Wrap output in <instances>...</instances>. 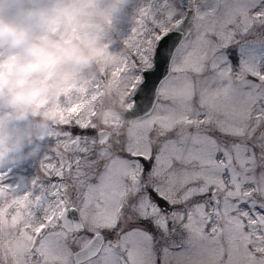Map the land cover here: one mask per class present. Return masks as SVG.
<instances>
[{
    "label": "snow or ice",
    "instance_id": "1",
    "mask_svg": "<svg viewBox=\"0 0 264 264\" xmlns=\"http://www.w3.org/2000/svg\"><path fill=\"white\" fill-rule=\"evenodd\" d=\"M118 48L115 103L0 167V264H264V0H148Z\"/></svg>",
    "mask_w": 264,
    "mask_h": 264
},
{
    "label": "clouds",
    "instance_id": "2",
    "mask_svg": "<svg viewBox=\"0 0 264 264\" xmlns=\"http://www.w3.org/2000/svg\"><path fill=\"white\" fill-rule=\"evenodd\" d=\"M126 2L106 0L107 7L99 8L98 0H0V50L12 54L0 61V107L10 110L6 114L9 126L0 128V150L6 151L0 167L31 158L32 153L25 149L34 143L35 131L50 123L47 114L45 119H35L37 108L60 94V85L69 79L67 66L91 67L108 46L85 44L61 33L79 20L102 31L105 25L94 12L115 14ZM41 33L56 35L41 41L37 39ZM108 62L115 65L119 57Z\"/></svg>",
    "mask_w": 264,
    "mask_h": 264
},
{
    "label": "rangeland",
    "instance_id": "3",
    "mask_svg": "<svg viewBox=\"0 0 264 264\" xmlns=\"http://www.w3.org/2000/svg\"><path fill=\"white\" fill-rule=\"evenodd\" d=\"M47 2V0H45ZM148 0H127L126 3L121 5L119 11L115 14L106 15L101 12H94V15L101 19L105 25L104 30L95 31L91 29L89 22L87 20H79L72 23L67 31V36H70L76 41L83 42L85 44H107L105 51L97 58V61L94 65L84 69H78L72 65L67 66L66 71L69 75V79L63 82L60 85L61 91L59 95L51 96L43 105L38 106L37 116L35 119L37 121L45 119V114L50 118V123L47 126L39 127L35 131L33 136L34 143L30 145L28 149H25L26 152L33 153L34 149L38 147L37 137L42 135L46 129L51 125L55 124L60 115V108L65 104L75 102L77 96L85 91H91L94 89L98 81L103 82V95L106 100L111 99L115 103L118 98L119 91L123 88L125 84V77L118 71L121 62H122V52L121 49L127 53L128 49L121 44V49L118 48V43L122 38L123 33L127 30L129 26H133L137 19L139 13L144 10L147 6ZM98 7L105 8L107 7L106 0H98ZM150 26V25H149ZM55 33H41L38 34V40H48L54 37ZM249 39L256 40L257 36L249 37ZM0 61H5L9 59L12 55L7 51L0 50ZM119 57V62L115 65H112L108 61L112 58ZM116 77H119V81L115 86L111 85ZM59 80V77L54 78ZM10 110L0 107V128L8 127V122L6 119V114ZM60 130H70L74 135H94V132L88 130L87 133L76 132L73 128H67L66 126H58ZM79 129V128H77ZM81 130V129H79ZM33 157L31 156L30 159ZM21 159L18 164L10 165L7 168H15L23 165L28 160ZM35 173L39 176H43V173L39 170V165L35 169ZM18 183H27L24 178H18ZM30 184V181H28ZM11 249V254L13 248L5 247L0 249V253L7 254V250Z\"/></svg>",
    "mask_w": 264,
    "mask_h": 264
},
{
    "label": "water",
    "instance_id": "4",
    "mask_svg": "<svg viewBox=\"0 0 264 264\" xmlns=\"http://www.w3.org/2000/svg\"><path fill=\"white\" fill-rule=\"evenodd\" d=\"M68 29V28H67ZM66 30H64L61 35H65L66 34ZM175 39L174 34H170V37H166L165 40L167 41L166 47L170 46L171 43L173 42V40ZM165 71V67L163 65V63H161L160 67H159V71L156 73L157 76H159L161 73H163Z\"/></svg>",
    "mask_w": 264,
    "mask_h": 264
},
{
    "label": "trees",
    "instance_id": "5",
    "mask_svg": "<svg viewBox=\"0 0 264 264\" xmlns=\"http://www.w3.org/2000/svg\"><path fill=\"white\" fill-rule=\"evenodd\" d=\"M74 130H75L76 132H81V133H87V132H88V131L85 132L84 130H79V129H77V128H75Z\"/></svg>",
    "mask_w": 264,
    "mask_h": 264
}]
</instances>
